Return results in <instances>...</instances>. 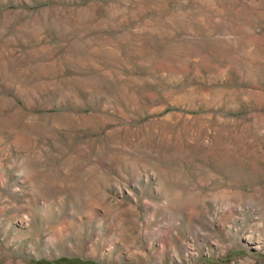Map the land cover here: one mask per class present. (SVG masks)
Masks as SVG:
<instances>
[{"label":"rangeland","instance_id":"374dc122","mask_svg":"<svg viewBox=\"0 0 264 264\" xmlns=\"http://www.w3.org/2000/svg\"><path fill=\"white\" fill-rule=\"evenodd\" d=\"M0 264H264V0H0Z\"/></svg>","mask_w":264,"mask_h":264}]
</instances>
